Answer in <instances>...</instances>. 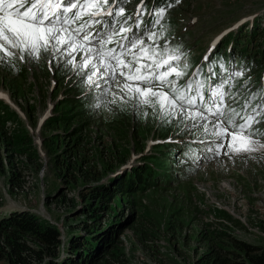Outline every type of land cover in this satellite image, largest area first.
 <instances>
[{
    "label": "rangeland",
    "instance_id": "rangeland-1",
    "mask_svg": "<svg viewBox=\"0 0 264 264\" xmlns=\"http://www.w3.org/2000/svg\"><path fill=\"white\" fill-rule=\"evenodd\" d=\"M140 2L128 0L125 15H133ZM145 2L150 9L159 0ZM171 4L161 21L164 27L161 44L167 41L170 47H179L186 54L188 75L180 84L198 67L209 75V64L221 73L223 63L229 70L243 66L244 79L251 77L250 83H255L253 87L248 85L252 91L264 85V0H180ZM144 19L148 22L150 18ZM249 25L253 28L249 29ZM255 28L259 31L251 38ZM234 38L239 47L236 51L225 46ZM244 55H249V59ZM23 70L26 74L21 75ZM259 77L262 82L256 85ZM242 81L238 79L237 85H242ZM15 85L19 90L16 96L10 91V86ZM0 90L9 94L28 118L27 123L0 103V126L4 125L11 136L15 131L26 132L38 153L34 158L29 151L26 155L15 151L14 170L22 169L23 163L26 168L22 188L14 192L8 182L12 168L6 164L7 149L1 145L0 155L7 169L6 172L0 169V216L24 210L40 215L61 229L64 242L61 250L75 233L83 232L82 225L89 219L81 215L84 206L81 198L92 184L80 180L68 189L67 176L73 173L65 174L53 162L64 150L66 141L55 139L51 141L54 146L49 148L45 144L46 138L59 135L55 131L76 127L85 137L83 146L88 161L95 162L100 172L92 183L104 184L114 177L125 176L146 160L166 170L151 177L150 170L138 174L141 182L137 180L132 189L125 190L120 184L117 189L114 187L116 195L101 199L105 210L97 213L94 229L103 228L111 237L114 231L118 232L115 251L117 254L122 251L130 264H195L207 251L208 239L216 235L219 224L239 240L264 245V153L228 157L203 165L199 171L175 168L170 157H175L172 144L185 143L190 140L186 137L196 138L195 135L178 134L175 122L162 123L151 115L150 108L137 110L131 103H111V94L90 90L70 67L49 54H42L38 60L26 56L23 61L17 58L0 63ZM26 111L37 119L35 127ZM145 111L149 112L147 117ZM55 120L61 122L44 135L43 127ZM258 128L264 131V123ZM255 139L264 144V135H256ZM105 168L108 170L104 171ZM61 189L66 192L64 196ZM69 198L78 202L73 205ZM96 204L99 206V200ZM217 210L227 212L236 221H226Z\"/></svg>",
    "mask_w": 264,
    "mask_h": 264
},
{
    "label": "snow or ice",
    "instance_id": "snow-or-ice-1",
    "mask_svg": "<svg viewBox=\"0 0 264 264\" xmlns=\"http://www.w3.org/2000/svg\"><path fill=\"white\" fill-rule=\"evenodd\" d=\"M127 2L0 0V63L49 54L70 67L90 90L111 94V103L150 108L162 123L175 122L178 134L207 141L208 151L216 155L225 147V155L264 149L255 139L264 131L254 127L264 123V85L252 91L243 66L229 70L223 63L221 73L209 64L208 76L198 67L180 84L188 75L186 54L167 41L161 44V21L173 5L161 0L148 9L141 0L133 15H125ZM238 79L243 80L239 87Z\"/></svg>",
    "mask_w": 264,
    "mask_h": 264
},
{
    "label": "trees",
    "instance_id": "trees-1",
    "mask_svg": "<svg viewBox=\"0 0 264 264\" xmlns=\"http://www.w3.org/2000/svg\"><path fill=\"white\" fill-rule=\"evenodd\" d=\"M258 31L256 28L253 29L250 37L256 36ZM235 40L236 38L230 39L225 46L229 49L232 46L236 51L239 47L238 42L234 43ZM226 47L223 46V48ZM220 54L218 53V55ZM232 56H235V52L232 53ZM243 57H248L246 59H249V55H244ZM24 74H26V71H21V75ZM10 91H12L14 96H16V93L19 94L16 85L12 88L10 86ZM26 112L31 124L35 127L37 119L32 118L28 111ZM58 122L55 120L46 124L42 130L44 135H48V129H52ZM80 130L76 127L72 130H57L55 132H58L59 135L51 137L52 139L46 138L45 144L49 148L51 145L54 146V142L52 143L51 141L55 139L61 138L66 141L64 150L61 151V154L54 157L53 162L56 169H61L66 172L65 174H68V172L73 173L71 177L67 176L68 189L71 188L70 185L75 186L80 180L92 184L87 188V194H83L81 198L84 205L81 209V215H85L93 224L87 220L82 225L83 232L81 234L75 233L67 241V246L65 244L63 250H61L62 244H64L62 241L63 233L57 225L52 224L38 214L26 210L2 215L0 216V264H130L122 251L119 254L115 251L117 245L115 239L119 236L118 232L114 231V236L111 237L110 232L103 231V228L100 231L95 230L96 228L94 229L96 222H98L96 220L97 213L105 210V206L100 204L101 199L112 198L116 195L115 186L117 189L118 185L121 184L125 190L132 189L135 182H138L137 180L140 181L138 174L147 170L151 171V175L154 172L148 165H145L132 173H127L125 176L114 177L104 184L92 183L100 177V172L96 169L95 162L92 161L91 163L88 161L85 146H83L85 137L80 134ZM24 139L26 142H23ZM19 144L22 146L18 147L17 145ZM1 145L5 150L7 149L6 164L12 168L8 182L10 189L15 192L17 189L22 188V178L26 168L23 163L22 169H19V171L14 170L15 151L18 149L16 154L24 153L25 155L29 151V156L34 158L38 156V153L33 146L30 135L26 132L25 134H19L15 131L11 136V133L4 125L0 126V147ZM29 156H26L27 162ZM2 159L3 156L0 155V169L2 172H6L7 167L5 169V166L7 165L4 164ZM29 159L31 160V158ZM87 163L91 166L88 167ZM17 164L19 165V163ZM103 170L107 171L108 168ZM61 191L63 192L61 193L62 196H64L66 192L62 189ZM98 200L99 206L96 204ZM57 201L58 198H56L55 202L57 203ZM69 201L73 205L78 202L75 198H69ZM217 211L220 213V217L226 221H236L227 212ZM222 225L219 224L220 228L217 230L216 235H212L208 239L209 246L207 251L201 255L195 264H264V245L239 240L233 236V232L230 233L228 231V228L222 229ZM175 230L178 231V228L176 227Z\"/></svg>",
    "mask_w": 264,
    "mask_h": 264
}]
</instances>
